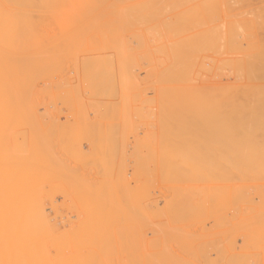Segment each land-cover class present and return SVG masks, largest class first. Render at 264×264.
I'll return each instance as SVG.
<instances>
[{"label": "rangeland", "instance_id": "1", "mask_svg": "<svg viewBox=\"0 0 264 264\" xmlns=\"http://www.w3.org/2000/svg\"><path fill=\"white\" fill-rule=\"evenodd\" d=\"M96 1L98 2V0H69L64 5L65 12L62 10L65 16L61 13L60 15L64 17L55 16L57 17V21L53 17V20L59 25H55L56 23L52 21L53 23L49 29L51 32L53 29L57 30L64 25L68 28L66 29L64 26L68 33L65 32L63 35V37L67 36V40H65L68 42L64 44V39L61 40L63 42L60 45L61 47L56 45L57 49L54 50L61 49V52L55 53L51 51V48L53 50L55 43L58 42L57 39L62 38L60 34L62 31L60 33L57 31L61 35V38H59L60 35L57 36L58 33L56 31L50 32V37H57L55 39L56 42L54 39L52 41L53 37L49 38V32H46L48 29L45 31L48 40H51L50 42L54 45L51 48L49 46L51 45L50 42L49 45L48 43L44 44L43 38L46 34L43 36V40H40L44 44V46H40L41 48H50H46L49 49V52H47L38 46L41 49L40 52L43 53L44 51V53H48L53 59L48 58V60L51 59L49 62L48 60L45 61V59L40 62L39 59L33 63V61L31 62V57H28L24 53V50L26 51L24 49L23 53H18H22L29 58L30 68L23 66L24 69L20 68V71H16L14 66L16 65L15 67L19 69V59L17 62L12 59L13 63L9 58L6 61H10V66L14 69L10 67L11 72H9L10 70H6V72L4 71L5 73L3 72L4 75L0 74L3 77L0 78V80L2 79L0 84L2 81L5 83L1 84L3 87L0 85V88H3L2 95L0 94L2 97L0 98V102H3L4 105V112L2 113L0 110V114H2L0 116V143L2 142L3 144H0L3 148L0 149V180L2 176L5 178L0 182V185L3 186H0V228L2 226L8 228L9 224H16L17 227L15 226V228L18 229L17 232H20L19 234L17 233L18 235L14 239L15 241H13L14 243L12 241L9 242L10 244L12 242V245H14L10 246L11 250L10 247L8 249L6 246L4 247V242L8 235L3 234L4 231L0 229L1 252L3 248H5V252L10 250L12 252H9L13 256L10 253H8V256L11 258L16 257V259L18 258L17 261L25 262L26 260L23 258L27 254H23L22 251H26L24 253H27V250L32 249L30 247L33 244L35 248L48 244L47 246L50 250L47 249L52 252V256H54L53 254L56 249L59 250V253L63 251L61 253H65L64 257L61 256L64 258V261L66 260L65 263L72 264L74 260L78 261L79 258H83L81 255H84V253H80L83 252L82 250H90V247L93 246L96 249L93 251L96 252L90 251L93 255L88 254L90 257L86 255V258L84 257L87 260V262L85 260L87 264H97V261L100 264H104V262L106 264H114L115 262V264H119V262L120 264H132L145 258L149 252L151 253V250L153 252L156 249L159 250L158 252H154L156 253L155 255L153 254L156 258L151 257L154 261H157L156 264H181L182 262L184 264H264V143L262 142L264 141L262 139L264 132L260 134L262 132L260 129H264L262 128L264 127V0H169V2L168 0H143L141 3L139 0H131V2L136 3L139 7L133 3L130 4V0H125L128 4L124 0H116L118 3H115V0H111L112 2L104 0L110 1L111 4L113 2L117 4L114 6L115 9L111 5L112 11L117 10V12L115 11L117 14L114 11L113 13H107L109 12L107 10L111 11V9H108L110 6L108 5L109 2H105L106 5L104 6L105 8L108 5V8L106 7L107 12L103 11L99 5L100 10L102 9L101 14L102 12L107 13H104V15H100V11H97ZM103 2L101 3L103 4ZM68 5L71 7L67 8ZM123 5L125 8L122 9ZM66 8L69 11H66ZM175 9L176 13L174 12ZM122 12L124 13V18L128 19L126 24L124 22L126 19H123ZM108 14L110 15L108 16ZM163 14L165 16L164 19ZM139 16L144 18V20ZM113 18L115 19L113 20ZM111 19L112 21H110ZM159 21L162 23L160 24ZM121 23L122 25H120ZM146 26L147 29L144 28ZM162 28H165L164 32ZM105 29L107 30L105 31ZM120 29L121 31H119ZM156 31L158 32L156 33ZM53 33L57 34H54V36ZM138 33L140 35H136ZM164 34L166 35V39ZM114 35L115 38L117 37L116 40H114ZM179 37L180 39H177ZM162 38L163 41L161 43L159 40H162ZM32 41L33 43L41 44L37 43L38 41ZM45 41L47 42V40ZM28 43L31 45V41H27V45ZM36 44H32L34 45V50H36ZM62 45H66L69 53L66 51L65 46L63 48ZM29 48L27 51H30ZM151 48L156 49V52ZM40 52H38V55ZM58 53L59 55L64 53V56L61 54L62 58L59 56V59H61H58L59 61L56 56L55 59L52 57L58 55ZM152 53L155 54L153 55ZM35 54L36 52L34 51L33 56ZM38 55L36 54L34 58L38 57ZM48 55L46 54L45 57H48ZM26 56H23V60L28 64V60L25 59ZM125 56L128 59L126 58L125 60ZM94 57L96 60H94ZM32 60L35 59L32 58ZM15 63L19 64V67ZM162 65L164 66L162 67ZM256 75L260 76L257 77ZM233 85H237V91L234 90L235 88L232 89ZM203 91L204 93H202ZM230 92L233 94H230ZM231 100H234V104L231 103ZM232 104L236 106V109L238 108V110L235 109V113L233 111L234 114L230 113L231 110L230 112L226 110L227 107L230 109ZM222 105H225L223 107L225 108L224 110L220 108ZM240 108H242V111L239 110ZM227 113H230V116ZM209 114L212 115L210 116ZM220 114L224 115L220 117ZM226 114L228 117L225 116ZM223 116L224 118L227 117V121H225L226 119L223 120ZM211 117L214 119V122H212ZM216 117L222 119L219 118L220 121H217ZM233 117L239 119L234 120L236 124L233 121L232 125ZM206 120H210V122ZM218 122L223 127L220 123L217 125ZM225 122H228L226 124L227 127L232 128L234 131L233 135H231L233 131H229L226 128ZM229 122L231 123V127L229 126ZM238 122H240L239 126L241 127L238 126L237 130L241 131V135L235 129ZM212 123H215V125ZM165 124H168L167 127L170 126L171 129H168V132L172 131L171 133L164 132L167 130ZM234 125L236 126L233 127ZM207 127L212 131L215 128H220L219 130L215 129L217 131H213L212 133ZM222 130L229 131V135L227 136ZM206 132H211V134ZM222 132L226 135V143V140L223 141L224 138L221 139L220 137L223 134ZM164 134H166L165 138ZM216 135L217 138L214 139ZM204 136H206L205 140ZM31 137L33 140L30 139ZM173 137L175 138L174 141ZM166 138L167 141L165 140ZM168 138L170 140L169 143ZM179 139L180 141H178ZM217 139L218 141H216ZM60 140L63 141L60 142ZM164 140L169 145L171 142H174V145L171 143L174 147L170 146L175 148L176 153L177 151L179 152V154L177 153L178 156L174 153L176 156L172 158L164 155H168L167 153L170 151V149L167 150L166 146H164L168 145L166 142V144L164 143ZM182 140L185 141V144ZM219 141L221 143L223 141L227 146L221 144ZM179 143L182 146L184 144L183 148L181 144L178 146ZM213 143L214 146L212 145ZM176 144L177 147H180L177 151ZM200 144H203V147ZM206 144H208L207 147ZM221 145L226 147L225 150H227H223L224 147H221ZM31 147H33V150ZM185 147H188V149ZM218 147H221V149H218ZM37 148L38 151L36 150ZM189 148L191 152L189 151L188 153L186 150H189ZM216 148L221 153L216 151ZM206 149L210 152H207ZM164 150H167L166 153ZM214 151L219 154L216 153V155ZM211 153L214 154L212 155ZM195 162L196 164L194 165ZM32 163H34L35 167ZM205 172L207 173L205 174ZM185 173L187 176H185ZM168 177L171 178L169 179ZM172 184L176 185L177 188L175 190ZM169 185L171 186L169 187ZM160 190L161 192H159ZM210 195H212L211 198L213 200L209 197ZM145 196L147 197L145 198ZM166 197H168L167 200L165 199ZM164 201L167 204L166 207H164L166 205L163 204ZM186 201L189 202L186 203ZM202 203L203 207H201ZM185 204L191 208H188ZM197 204H200L199 207H197ZM173 205L174 207H172ZM162 207H168V209H163ZM172 209L176 210L175 212L177 213ZM162 210H167V212L165 211L164 215L161 216L163 214ZM169 210L176 216L168 213L171 212ZM207 211L211 212V215ZM149 213L153 214L155 218L161 216L164 219L165 217L164 223L166 225H161L163 220L161 221L160 217V219L156 218L155 222L157 223L158 221L161 224L158 226L159 223H157L158 227L155 226V224L151 223V220L153 222V215L150 219ZM166 214L169 215L168 218H166ZM178 216L182 217V219ZM147 217L150 219L149 225L147 224V221H149ZM176 217L180 219L179 222H175L178 219ZM202 217L203 219L201 220ZM18 218L20 222H18ZM96 219L98 220L97 223H95ZM144 219H147L145 221L146 224H143ZM77 220L80 221L77 222ZM7 222L10 223L8 224ZM123 222L126 225L128 222L127 227ZM169 222L173 226L168 225ZM36 223L40 224L36 225ZM136 223L138 226L135 225ZM96 225L97 228H95ZM101 225L104 226V230H100V228L97 230ZM86 226H89V229ZM39 227L40 230H38ZM130 227H133L132 230ZM136 227L138 228L136 229ZM28 228L32 230H30V234H27ZM22 229L24 231L21 232ZM49 230L53 231L54 234ZM93 230H95L94 233H97L95 237L91 235L93 234ZM152 231H159L158 234L160 233V236L155 239L158 235L154 236L151 234ZM122 232L124 233L122 234ZM139 232L144 237H147H145L146 240L144 237L142 239L141 234L138 235ZM50 233L52 236L49 235ZM118 233L120 234L118 235ZM166 234L168 237L171 235L172 237L168 238ZM113 235L115 236L112 237ZM148 235L150 237L153 235V239L158 242L163 240L162 242H166L165 245L167 244V246L162 242L161 244H157ZM176 235L177 238L175 237ZM128 236H130V240L140 236L141 238L138 239H142V242L143 240L145 242L153 240L150 242L152 244L155 242L157 246L160 244V248L154 249L152 245L153 248L149 246L150 244L146 248L144 247L145 242L142 243L143 250L136 245L137 248H134L132 241H130L131 245L124 243L123 239L125 241L129 240ZM173 237L174 239L172 240L171 238ZM112 238L114 240L117 239L118 242L122 240L123 244L120 243L119 246L123 245L124 249L120 251L124 250L123 253L126 254L124 256L121 252L122 256H120V259H122V262L116 258L118 252L113 251L116 250L115 248L117 247L115 246L118 242L116 241L115 244ZM175 238L176 241H174ZM24 239L25 242H23ZM36 239H39V241ZM177 239L181 241L178 242ZM135 240L133 241L136 242ZM52 241L53 243L50 244ZM111 241L114 243V246L111 244L113 247L110 245ZM30 242L34 243L31 244ZM38 243L40 245H37ZM96 244H100L101 246H97ZM124 244L126 245L124 246ZM139 244L141 245V243ZM161 245L167 252L161 249ZM171 245H173V248ZM7 246L9 245L7 244ZM126 246L128 248L133 247V249L126 248L127 250H125ZM45 247L41 248L44 249ZM97 247L100 248L98 249ZM34 249H32V252ZM100 249L102 251L106 250L105 253L101 254L102 251ZM109 249L112 250L110 251ZM86 250L84 252H87ZM175 250L183 253L179 255ZM13 251H19V256L17 257L18 253L14 254ZM112 252L115 253V257L112 255ZM163 252L166 254H163ZM48 253L50 255L48 256L51 257L50 252ZM145 253L147 254L145 255ZM22 255H25L22 257L23 261L19 259ZM101 255L105 258L108 257L106 258L107 261L103 260L105 258H101ZM148 255L151 256L150 254ZM43 256H46V254ZM43 256L30 264H46L43 263L46 260L43 259ZM95 256L98 257L97 260H95ZM180 256L183 259L181 261ZM33 257L35 259V256ZM4 258L6 259L5 256ZM4 258L2 259L4 260ZM46 258L48 257L46 256ZM159 258L161 259L160 262ZM14 259L12 260L13 262ZM175 259L176 261H174ZM187 259H191V261L188 262ZM28 260L30 259L28 258ZM57 260L60 263L63 259L61 261ZM144 260L148 263L147 259ZM144 260H142V263ZM7 261L9 259L5 261L6 264H8ZM52 261L55 262L56 260L52 259ZM83 261L79 263L83 264ZM24 262L23 264H25ZM140 262L141 260L138 264ZM2 263L4 262L0 264Z\"/></svg>", "mask_w": 264, "mask_h": 264}, {"label": "bare ground", "instance_id": "2", "mask_svg": "<svg viewBox=\"0 0 264 264\" xmlns=\"http://www.w3.org/2000/svg\"><path fill=\"white\" fill-rule=\"evenodd\" d=\"M103 1H104V0H103ZM103 1L98 0L99 3L96 1V3H97V4L95 3V5H97L96 7H98V6L100 5V7L103 9V11H104V10H105V12L109 11V12H107V13H113V11H114V13H115V11L117 12V10H113V11H112V8H111V5H112L113 9H115L114 6L117 5V4H115V3L117 2L116 0L114 1L115 3L113 2V4L110 3L111 0H110V1H104V2H103ZM112 1H113V0H112ZM112 1H111V2H112ZM121 1H123V0H121ZM121 1H119V2H121ZM124 1H125V0H124ZM128 1H129V0H128ZM135 1H136V0H135ZM137 1H138V0H137ZM139 1H140V3H141L143 0H139ZM164 1H166V0H164ZM173 1H174V0H173ZM66 2H69V0H68V1H65V0H0V74H3V75H4V73L6 72V70H10L9 72H11V69H14V68H15L16 71H17V70L20 71V70H21L20 68L24 69L23 66H27V67L30 68V66H29L30 60H29V58H27V56H28V57H31L30 59H31V62L33 61V63H34V61L39 60V59H40L39 61L41 62V61H43L44 59H45V61H47L48 58H51V57L48 55V53H44V51H43V53H44L45 55H46V54L48 55V57H47V56L45 57V55H44L43 53L40 52L41 49L44 48V47H43V48H41V47L44 46V44H46V43H48V45H49V42H50L51 40H48V36H49L50 39H51V37H53V36L50 37V35H51L50 32H51V31L49 30V29L51 28V24L53 23L52 21H54V20H53V17H54V18L56 19V21H57V17H55V16H58V17L61 16L60 13H61V14H64V16H65V13H63V12H65V7H64V5H66ZM101 2H103V4H102ZM105 2H106V3L109 2V3H108V5H110L109 8H108V5H107L106 7H107L108 9H111V11H110V10H107V11H106V7L104 8V6L106 5ZM125 2H126V1H125ZM146 2H147V1H146ZM156 2H157V1H156ZM156 2H155V3H156ZM159 2H160V1H159ZM168 2H169V0H168ZM79 3H80V2H79ZM100 3H101L102 5H101ZM117 3H118V2H117ZM126 3H127V2H126ZM131 3H133V2H131V0H130V4H131ZM170 3H171V1H170ZM180 3H181V2H180ZM121 4H123V3L121 2ZM127 4H128V3H127ZM130 4H129V5H130ZM133 4L136 5V3H133ZM144 4H145V3H144ZM118 5H119V4H118ZM135 5H134V6H135ZM139 5H140V4H139ZM145 5H146V4H145ZM69 6H70V5H68L67 8H69ZM120 6H121V5H120ZM136 6H137V5H136ZM149 6H150V5H149ZM162 6H163V4H162ZM54 7H55V8H54ZM70 7H71V6H70ZM82 7H83V6H82ZM100 7H98L99 9L97 8V11H98V12L100 11V15H104L105 12H104V13L102 12V14H101L102 9L100 10ZM126 7H128V6L126 5ZM130 7H131V6H130ZM137 7H139V6H137ZM152 7H153V6H152ZM157 7H158V5H157ZM168 7H169V6H168ZM168 7H167V8H168ZM52 8H54V10H52ZM63 8H64V9H63ZM67 8H66V11L68 10ZM85 8H86V6H85ZM117 8H118V7H117ZM117 8H116V9H117ZM123 8H125L124 5L122 6V9H123ZM133 8H134V7H133ZM154 8H155V6H154ZM164 8H165V7H164ZM95 9H96V8H95ZM118 9H120V8H118ZM129 9H130V8H129ZM129 9H128V10H129ZM140 9H141V7H140ZM140 9H139V10H140ZM145 9H146V8H145ZM148 9H149V8H148ZM62 10H63V12H62ZM85 10H86V9H85ZM134 10H135V9H134ZM68 11H69V10H68ZM119 11H120V10H119ZM121 11H122V10H121ZM137 11H138V10H137ZM151 11H152V10H151ZM168 11H169V10H168ZM171 11H172V10H171ZM173 11H174V10H173ZM177 11H178V10H177ZM52 12H53V13H52ZM79 12H80V11H79ZM146 12H147V11H146ZM174 12L176 13V9H175ZM174 12H173V13H174ZM54 13H55V15H54ZM56 13H57V15H56ZM75 13H77V12H75ZM107 13H105V14H107ZM118 13H119V12H118ZM122 13H123V12H122ZM129 13H130V12H129ZM144 13H145V12H144ZM166 13H169V12H166ZM68 14H69V13H68ZM96 14H97V13H96ZM115 14H117V13H115ZM119 14H120V13H119ZM148 14H149V13H148ZM154 14L156 15L155 12H154ZM53 15H54V16H53ZM100 15H99V16H100ZM109 15H110V14H108V16H109ZM113 15H114V14H113ZM128 15H129V14H128ZM139 15H140V14H139ZM142 15H143V14H142ZM155 15H154V16H155ZM166 15H167V14H166ZM171 15H172V13H171ZM64 16L62 15L61 17H64ZM96 16H97V15H96ZM120 16H121V15H120ZM120 16H119V17H120ZM122 16H123V19L125 20L126 18H124V13H123ZM133 16H134V15H133ZM157 16H158V15H157ZM157 16H156V17H157ZM162 16H164V14H163ZM174 16H175V15H174ZM74 17H75V16H74ZM101 17H102V16H101ZM139 17H140V16H139ZM152 17H153V16H152ZM156 17H155V18H156ZM66 18H67V17H66ZM70 18H71V17H70ZM106 18H107V17H106ZM140 18H142V17H140ZM155 18H154V19H155ZM164 18H165V16L163 17V19H164ZM104 19H105V18H104ZM114 19H115V18H113V20H114ZM116 19H118V18H116ZM133 19H134V18H133ZM136 19H137V18H136ZM142 19L144 20V18H142ZM147 19H148V18H147ZM60 20H61V18H60ZM62 20H63V19H62ZM127 20H128V19H126V20L124 21L125 24H126V21H127ZM151 20H152V19H151ZM159 20H161V19H159ZM165 20H166V19H165ZM177 20H178V19H177ZM85 21H87V20H85ZM91 21H92V20H91ZM94 21H95V20H94ZM110 21H112V19H111ZM117 21H118V20H117ZM155 21H156V20H155ZM169 21H170V20H169ZM179 21H180V20H179ZM193 21H194V20H193ZM63 22H64V21H63ZM124 22H122V23H124ZM136 22H138V21L136 20ZM156 22H157V21H156ZM156 22H154V23L156 24ZM54 23H56V22L54 21ZM59 23H61V21H59ZM80 23H81V22H80ZM109 23H111V22H109ZM122 23H121L120 25H122ZM159 23H160V21H159ZM161 23H162V22H161ZM161 23H160V24H161ZM169 23H170V22H169ZM188 23H189V22H188ZM63 24H64V23H63ZM65 24H66V22H65ZM83 24H84V23H83ZM94 24H95V23H94ZM106 24H107V23H106ZM125 24H124V25H125ZM130 24H131V23H130ZM143 24H145V23H143ZM170 24H172V23H170ZM55 25H57V23H56ZM58 25H59V24H58ZM58 25H57V26H58ZM66 25H67V24H66ZM124 25H123V26H124ZM127 25H128V24H127ZM135 25H136V24H135ZM139 25L142 26L141 24H139ZM60 26H61V25H60ZM64 26H65V25H64ZM64 26L61 27L63 30H62L61 28H59L60 30L56 28L57 30L53 29V31H52V32H54V31H56V32L59 31V33H60V31L63 32V33H62V32L60 33V34L62 35V38H61V35H60L58 32H57L58 34H57V33H53V35H54V34H55V35L57 34V36L60 35L59 38H61V39H57V37L54 35L56 38L53 37V38H52V41H53V39H54V40L57 39L58 42L60 43V44H59L58 42L55 43V46H56V45H59V46H60L61 44H63V42H64V44H66V43L68 42V41H66V40H67V38H66L67 36H66V37H65V36L63 37L64 33L67 31L66 29H68L66 26H65V27H66V29H65ZM78 26H79V25H78ZM89 26H90V25H89ZM123 26H122V27H123ZM144 26H145V25H144ZM151 26H152V25H151ZM153 26H154V25H153ZM165 26H166V25H165ZM165 26H164V27H165ZM55 27H56V26H55ZM63 27H64V28H63ZM74 27H75V26H74ZM81 27H82V26H81ZM114 27H115V26H114ZM114 27H113V29H114ZM130 27H132V26H130ZM155 27H156V26H155ZM161 27H162V26H161ZM78 28H79V27H78ZM108 28H109V27H108ZM110 28H111V27H110ZM124 28H125V27H124ZM140 28H141V27H140ZM144 28L147 29V26L144 27ZM152 28H153V27H152ZM177 28H179V27H177ZM47 29H48V31H46ZM64 29H65V31H64ZM125 29H126V28H125ZM127 29H128V28H127ZM131 29H132V28H131ZM141 29H142V28H141ZM162 29H164V30H162V31L164 32V31H165V28H162ZM171 29H172V28H171ZM175 29H176V28H175ZM51 30H52V29H51ZM75 30H76V29H75ZM106 30H107V29H105V31H106ZM132 30H133V29H132ZM45 31H46L47 33L49 32V35H48V36H47V33H46ZM69 31H70V30H69ZM119 31H121V29H120ZM139 31H140V30H139ZM154 31H155V30H154ZM160 31H161V29H160ZM52 32H51V33H52ZM70 32H71V31H70ZM81 32H82V31H81ZM101 32H102V31H101ZM109 32H110V31H109ZM122 32H123V31H122ZM157 32H158V31H156V33H157ZM172 32H173V31H172ZM66 33H68V32H66ZM116 33H117V32H116ZM135 33H137V32H135ZM141 33H142V32H141ZM193 33H194V32H193ZM45 34H46V35H45ZM77 34H78V33H77ZM77 34H76V35H77ZM145 34H146V33H145ZM161 34L163 35V33H161ZM161 34H160V35H161ZM44 35H45V36H44ZM79 35H80V34H79ZM111 35H112V34H111ZM128 35H129V34H128ZM136 35H140V34L138 33V34H136ZM164 35H165V34H164ZM190 35H191V34H190ZM43 36H44V38H43ZM82 36H83V35H82ZM109 36H110V35H109ZM131 36H132V33H131ZM149 36H150V35H149ZM173 36H174V35H173ZM184 36H185V35H184ZM186 36H187V35H186ZM30 37H31V38H34V39H31ZM46 37H47V38H46ZM74 37H75V35H74ZM93 37H94V35H93ZM103 37H104V36H103ZM119 37H120V36H119ZM139 37H140V36H139ZM139 37H138V38H139ZM161 37H162V36H161ZM177 37H178V36H177ZM28 38L31 39V40H29ZM39 38H40V39H39ZM42 38L44 39V42H45L44 44H42L43 41H42V43H41V41H40V40H43ZM76 38H78V37H76ZM114 38H115V35H114ZM116 38H117V37H116ZM116 38H115L114 40H116ZM134 38H135V37H134ZM134 38H133V39H134ZM138 38H136V39L138 40ZM157 38H158V37H157ZM163 38H164V37H163ZM163 38H162V40H159V41H161V43H162V41H163ZM26 39H28V40H27L28 42L31 41V45H30V43H28V45H27V41H26ZM38 39H39V40H38ZM63 39H64V41L62 42L61 40H63ZM65 39H66V40H65ZM72 39H73V38H72ZM74 39H75V38H74ZM78 39H79V38H78ZM120 39H121V38H120ZM120 39H119V40H120ZM122 39H123V37H122ZM122 39H121V40H122ZM141 39H142V37H141ZM160 39H161V38H160ZM165 39H166V35H165ZM171 39H172V38H171ZM177 39H180V37L177 38ZM32 40H35L34 42H37V41H38L37 43H41V44L33 43ZM45 40H47V42H46ZM111 40H112V39H111ZM157 40H158V39H157ZM167 40H168V38H167ZM175 40H176V39H175ZM175 40H171V41H175ZM39 41H40V42H39ZM65 41H66V42H65ZM103 41H104V40H103ZM142 41H143V40H142ZM168 41H169V40H168ZM55 42H56V40H55ZM74 42H75V41H74ZM115 42H117V41H115ZM53 43H54V42H53ZM118 43H119V41H118ZM149 43H150V42H149ZM156 43H157V42H156ZM163 43H164V42H163ZM167 43H168V42H167ZM169 43H170V42H169ZM32 44H36L37 47H38V46H39V47L41 46V47H40L41 49H39V47H38V49H39V50H38L37 47H36V50H34V49H33V48H34V45H32ZM50 44H51V45H49L50 48H51V46H54V45H52L51 42H50ZM79 44H80V42H79ZM109 44H110V43H109ZM111 44H112V43H111ZM115 44H116V43H115ZM115 44H114V46H115ZM29 45H30V46H29ZM106 45H107V44H106ZM123 45H125V44H123ZM150 45H151V44H150ZM156 45H157V44H156ZM158 45H159V44H158ZM28 46H29L30 48H29ZM31 46H32V47H31ZM55 46L53 47V48H54L53 50H52V48H51V51H54L55 49H57V46H56V48H55ZM63 46H65L66 51H67V47H66V45H62V47H63ZM67 46H68V45H67ZM114 46H113V47H114ZM128 46H129V45H128ZM144 46H145V45H144ZM60 47H61V46H60ZM100 47H101V46H100ZM100 47H99V48H100ZM130 47H131V46H130ZM140 47H143V46H140ZM148 47H149V45H148ZM151 47H154V46H151ZM167 47H168V46H167ZM28 48L30 49V51H29V50L27 51ZM46 48H49V47H45V49H43V50L49 52V49H50V48H49V49H46ZM58 48H59V47H58ZM63 48H64V47H63ZM71 48H72V47H71ZM119 48H120V47H119ZM155 48H156V47H155ZM24 49H26L27 52H26ZM32 49L36 52L37 55H38V52H40V54H42V55L39 54L40 57H39V55H38V57H35V58H34V56H36V54L33 56L34 51H33V53H32ZM101 49H102V48H101ZM104 49H105V48H104ZM104 49H103V50H104ZM151 49L155 50V52H156V49H154V48H151ZM170 49H171V48H170ZM170 49H169V50H170ZM23 50H24V53H26L27 56L24 55V54H22V53H23ZM37 50H38V52H37ZM169 50H168V51H169ZM204 50H205V49H204ZM58 51L61 52V49H60V50H56V51H54V52L57 53ZM63 51H64V50H63ZM75 51H76V49H75ZM75 51H74V52H75ZM89 51H90V50H89ZM94 51H95V50H94ZM163 51H164V50H163ZM199 51H200V50H199ZM199 51H198V52H199ZM18 52H22V53H18ZM54 52H52V53H54ZM67 52H68V51H67ZM77 52H78V51H77ZM135 52H136V51H135ZM160 52H162V51H160ZM16 53H18V54H16ZM27 53H28V54H27ZM30 53H32V54H30ZM50 53H51V52H50ZM64 53H65V51H64ZM64 53H63V54H64ZM68 53H69V52H68ZM103 53H104V52H103ZM116 53H117V52H116ZM116 53H115V54H116ZM131 53H132V52H131ZM141 53H142V52H141ZM186 53H187V52H186ZM29 54H30L31 56H30ZM61 54H62V53H61ZM61 54L59 55V53H58V55H54V56H52V57H54V59H55V56H56V58H57V60H58L60 57L62 58V56H64L63 54H62V56H61ZM76 54H78V53H76ZM76 54H75V55H76ZM105 54H106V53H105ZM109 54H110V53H109ZM109 54H108V55H109ZM152 54H153V53H152ZM154 54H155V53H154ZM154 54H153V55H154ZM165 54H166V53H165ZM16 55H17V57H16ZM43 55H44V56H43ZM67 55H68V54H67ZM75 55H74V56H75ZM120 55H122V54H120ZM134 55H136V54H134ZM19 56H21V57L26 56L25 59L28 60V61H27L28 64L26 63L25 60H23L24 57L21 59ZM32 56H33V57H32ZM59 56H60V57H59ZM70 56H71V55H70ZM166 56H167V55H166ZM190 56H192V55H190ZM12 57H13V58H12ZM14 57H15V58H14ZM42 57H43V58H42ZM99 57H100V56H99ZM99 57H98V58H99ZM109 57H110V56H109ZM115 57H116V56H115ZM133 57H134V56H133ZM177 57H178V56H177ZM9 58H10V59H9ZM32 58L35 59V60H32ZM46 58H47V59H46ZM69 58H70V57H69ZM98 58H97V59H98ZM100 58H101V57H100ZM126 58H127V57L125 56V60H126ZM145 58H146V57H145ZM153 58H154V57H153ZM166 58H167V57H166ZM7 59L11 60V62H13V63H14L13 60H15V62H17L18 59H19L20 65L17 64V63H15V64H17V66H18V65L20 66V67L18 66L19 69H18L17 67H15L16 65H15V66L13 65L14 68H13L12 66H10L11 63H10V61H6ZM12 59H13V60H12ZM51 59H53V58H51ZM51 59H49L48 62H49ZM73 59H74V58H73ZM122 59H123V58H122ZM127 59H128V58H127ZM137 59H138V58H137ZM186 59H187V58H186ZM59 60H61V59H59ZM59 60H58V61H59ZM63 60H64V57H63ZM75 60H76V59H75ZM94 60H96L95 57H94ZM111 60H112V59H111ZM145 60H147V59H145ZM23 61H24L25 63H24ZM45 61H44V62H45ZM65 61H66V60H65ZM101 61H102V60H101ZM105 61H106V60H105ZM123 61H124V60H123ZM170 61H171V60H170ZM182 61H183V60H182ZM40 62H38V63H40ZM60 62H61V61H60ZM147 62H148V61H147ZM171 62H172V61H171ZM13 63H12V64H13ZM23 63H24V64H23ZM45 63H46V62H45ZM45 63H43V64H45ZM150 63H151V62H150ZM169 63H170V62H169ZM185 63H186V62H185ZM198 63H199V62H198ZM21 64H22V66H21ZM25 64H26V65H25ZM47 64H48V63H47ZM49 64H50V63H49ZM177 64H178V63H177ZM179 64H180V63H179ZM168 65H169V64H168ZM163 66H164V65H162V67H163ZM171 66H172V64H171ZM10 67H11V69H10ZM34 67H35V66H34ZM120 67H122V66H120ZM152 67H153V65H152ZM25 68H26V67H25ZM32 68H33V67H32ZM168 68H169V67H168ZM173 68H174V67H173ZM176 68H177V66H176ZM27 69H28V68H27ZM15 70H14V71H15ZM180 70H181V69H180ZM211 70H212V69H211ZM4 71H5V72H4ZM16 71H15V72H16ZM166 71H167V70H166ZM3 72H4V73H3ZM9 72H8V73H9ZM164 72H165V71H164ZM170 72H171V71H170ZM182 72H183V71H182ZM12 74H13V73H12ZM3 75H2V76H3ZM169 75H170V74H169ZM175 75H176V74H175ZM183 76H184V75H183ZM186 76H187V75H186ZM256 76L259 77L260 75H259V76L256 75ZM256 76H255V77H256ZM168 77H169V76H168ZM207 77H208V76H207ZM0 78H3V77L0 76ZM163 78H164V77H163ZM165 78H166V77H165ZM171 78H172V77H171ZM1 80H2V79H1ZM1 80H0V81H1ZM173 81H174V80H173ZM6 82H7V81H6ZM8 82H9V81H8ZM3 83H4V82L2 81L1 84L3 85ZM9 83H10V82H9ZM1 84H0V85H1ZM4 84H5V83H4ZM7 84H8V83H7ZM166 84H167V83H166ZM173 84H174V83H173ZM199 84H200V83H199ZM2 85H1V87H3ZM167 85H168V84H167ZM167 85H166V86H167ZM182 85H183V84H182ZM182 85H181V86H182ZM188 85H189V84H188ZM200 85H201V84H200ZM203 85H204V84H203ZM206 85H207V84H206ZM208 85H209V83H208ZM158 86H159V85H158ZM158 86H157V87H158ZM189 86H190V85H189ZM192 86H193V85H192ZM196 86H197V85H196ZM235 86H236V87H235ZM162 87H163V86H162ZM164 87H165V86H164ZM174 87H175V86H174ZM202 87H203V86H202ZM4 88H5V87H4ZM180 88H181V87H180ZM234 88H235V89H234ZM5 89H6V88H5ZM232 89L236 90V89H237V85H233V88H232ZM175 90H176V89H175ZM2 91H3V88H2V89L0 88V92H1L0 94H1V95H2ZM177 91H178V90H177ZM189 91H190V90H189ZM232 91H233V90H232ZM236 91H237V90H236ZM233 92H234V91H233ZM185 93H186V92H185ZM202 93H204V91H203ZM231 93H232V92H230V94H231ZM236 93H237V92H236ZM165 94H166V93H165ZM232 94H233V93H232ZM234 94H235V93H234ZM3 95H4V94H3ZM203 95H204V94H203ZM170 96H171V95H170ZM234 96H237V95H234ZM232 97H233V95H232ZM0 98H2V97L0 96ZM223 98H224V97H223ZM232 99H233V98H232ZM234 99H235V98H234ZM202 100H203V99H202ZM204 100H205V99H204ZM207 100H208V99H207ZM235 100H236V99H235ZM1 101H2V99H1ZM3 101H4V100H3ZM200 101H201V100H200ZM175 102H176V101H175ZM233 102H234V100H231V103H233ZM202 103H203V102H202ZM1 104H2V105H1ZM4 104H5V103H4ZM233 104H234V103H233ZM233 104H232V105H233ZM0 105H1V106H0V110H1V112L3 113V112H4V110H3V109H4L3 102H2V103L0 102ZM54 105H55V104H54ZM200 105H201V104H200ZM204 105H205V103H204ZM232 105H231L230 109L227 107L226 110H229V112H230V110H231L230 113L234 114V113H235L236 106L233 105V106H234V107H233ZM2 106H3V108H2ZM189 106H190V105H189ZM202 106H203V104H202ZM224 106H225V105H224ZM224 106L222 105V107H220V108H223ZM254 106H255V105H254ZM255 107H256V106H255ZM192 108H193V107H192ZM207 108H208V107H207ZM257 108H259V107L257 106ZM180 109H181V108H180ZM224 109H225V108H223V110H224ZM164 110H165V109H164ZM208 110H209V109H208ZM211 110H212V109H211ZM220 110H221V109H220ZM226 110H225V111H226ZM236 110H238V108H237ZM239 110L242 111V108H240ZM203 111H204V110H203ZM225 111H224V112H225ZM233 111H234V113H233ZM187 113H188V112H187ZM209 113H210V112H209ZM217 113H220V112H217ZM221 113H222V112H221ZM230 113H227V114H229V116H230ZM238 113H240V112H238ZM4 114H5V113H4ZM172 114H173V113H172ZM182 114H183V113H182ZM227 114H226L225 116H227ZM236 114H237V112H236ZM209 115H210V114H209ZM211 115H212V114H211ZM211 115H210V116H211ZM216 115H217V114H216ZM222 115H224V114H222ZM222 115L220 114V117H221ZM0 116H2V114H0ZM233 116H236V115H233ZM237 116H238V115H237ZM205 117H206V115H205ZM220 117H218V118L216 117L217 121L219 120ZM227 117H228V116H227ZM227 117H226V118H227ZM231 117H232V115H231ZM162 118H163V117H162ZM213 118H214V116H213ZM222 118H223V120L226 119V118H224V116H223ZM222 118H220V119H222ZM233 118H234V117H233ZM187 119H188V118H187ZM194 119H195V118H194ZM206 119H207V118H206ZM238 119H239V118H238ZM238 119H235V118H234V119L232 120V125H233V121H234V120L236 121V120H238ZM211 120H213L212 122H214V119H212V117H211ZM228 120H229V119H228ZM230 120H231V119H230ZM176 121H177V120H176ZM191 121H192V120H191ZM197 121H198V120H197ZM201 121H202V120H201ZM201 121H199V122L201 123ZM206 121H207V122H210V120H206ZM215 121H216V120H215ZM219 121H220V120H219ZM225 121H227V119H226ZM235 121H234V122H235ZM207 122H206V123H207ZM161 123H162V122H161ZM161 123H160V124H161ZM176 123H177V122H176ZM197 123H198V122H197ZM202 123H203V122H202ZM219 123H220V122H218L217 125H219ZM222 123H223V122H222ZM239 123H240V122L237 123V124H238L237 126H236V125L233 126V127L236 126V128H235L236 130H237L239 127H241V126H239ZM187 124H188V123H187ZM189 124H190V123H189ZM193 124H194V122H193ZM212 124H213V123H212ZM220 124H221V123H220ZM226 124H228V122H225V125H226ZM234 124H236V122H235ZM165 125H166L167 130L165 129V126H164V129L166 130V131H164V132H167V133L170 132V133H171L172 131H169V132H168V129H169V130L171 129L170 126L167 127L168 124H165ZM179 125H180V124H179ZM213 125H215V123H214ZM221 125H222V124H221ZM225 125H224V127H225ZM230 125H231V123L229 122V126H230ZM159 126H160V125H159ZM180 126H181V125H180ZM196 126H197V125H196ZM206 126H208V125H206ZM206 126H205V127H206ZM238 126H239V127H238ZM161 127H162V126H161ZM185 127H186V126H185ZM188 127H189V126H188ZM192 127H193V126H192ZM199 127H200V126H199ZM214 127H215V126H214ZM214 127H213V128H214ZM220 127H221V126H220ZM220 127H218V129H217V128H215V129L219 130ZM222 127H223V125H222ZM222 127H221V128H222ZM230 127H231V126H230ZM194 128H195V127H194ZM194 128H193V129H194ZM207 128H208V127H207ZM226 128H228L227 125H226ZM262 128H264V127H262ZM179 129H180V128H179ZM187 129H189V128H187ZM208 129H209V128H208ZM215 129H213V131H217V130H215ZM235 129H234V130H235ZM240 129H241V128H240ZM174 130H176V129H174ZM209 130H211V129H209ZM228 130L230 131V130H232V128H231V129L228 128ZM260 130L262 131V132H260V134L264 132V131H263L264 129H263V130L260 129ZM183 131H184V130H183ZM211 131H212V130H211ZM213 131H212V133H213ZM222 131H224L225 134H226L227 136L229 135L228 133H230L229 131L227 132V130H226V131H225V130H222ZM232 131H233V130H232ZM237 131H238V130H237ZM164 132H163V133H164ZM178 132H179V131H178ZM196 132H197V131H196ZM238 132H239V134L241 135V131H238ZM238 132H237V133H238ZM167 133H166V134H167ZM200 133H201V132H200ZM206 133H208V132H206ZM206 133H205V134H206ZM214 133H215V132H214ZM222 133H223V132H222ZM232 133H234V131L231 132V135H233ZM158 134H159V133H158ZM166 134L163 135L164 138H165V135H166ZM189 134H190V133H189ZM191 134H193V133H191ZM203 134H204V132H203ZM208 134H211V132L208 133ZM225 134H224V133L222 134L223 137L219 135V136L221 137V139L224 138L223 141L226 140V139H225V138H226V137H225V136H226ZM263 134H264V133H263ZM263 134H262V139L264 140ZM167 135H168V134H167ZM236 135H238V134H236ZM33 136H34V135H33ZM201 136H202V133H201ZM219 136H218V137H219ZM205 137H206V136L203 137L204 140H205ZM212 137H213V136H212ZM4 138H5V137H4ZM25 138H26V137H25ZM169 138H170V137H169ZM169 138H168V140H169ZM171 138H172V137H171ZM177 138H178V137H177ZM198 138H199V137H198ZM207 138H209V137H207ZM216 138H217V135L215 136L214 139H216ZM30 139L33 140L32 137H31ZM30 139H29V140H30ZM174 139H175V138L173 137V141H174ZM219 139H220V138H219ZM260 139H261V138H260ZM31 140H30V142H31ZM165 140L167 141V138H166ZM165 140H164V143L166 142ZM176 140H177V139H176ZM176 140H175V141H176ZM208 140H209V139H208ZM208 140H207V141H208ZM212 140H213V139H212ZM61 141H63V140H60V142H61ZM171 141H172V139H171ZM178 141H180V139H179ZM182 141H183L184 144H185V141H184V140H182ZM189 141H190V140H189ZM209 141H210V140H209ZM209 141H208V143H209ZM216 141H218V139H217ZM223 141H222V143H221L220 141H219V142H220L221 144H224ZM257 141H258V140H257ZM22 142H23V141H22ZM33 142H34V141H33ZM36 142H37V141H36ZM162 142H163V140H162ZM169 142H170V140L168 141V143H169ZM183 142H182V143H183ZM193 142H194V141H193ZM210 142H211V141H210ZM226 142H227V140L225 141V143H226ZM259 142H260V141H259ZM259 142H258V143H259ZM262 142L264 143V141H262ZM23 143H26V142L24 141ZM58 143H59V142H58ZM164 143H163V145H164ZM166 143H167V142H166ZM166 143H165V144H166ZM168 143H167V144H168ZM171 143H173V145H174V142H171ZM171 143H170V145H171L172 147H174ZM176 143H177V142H176ZM202 143H205V142H202ZM214 143H215V142H214ZM214 143L212 144L213 146H214ZM0 144H2V142H1ZM7 144H8V143H7ZM60 144H61V143H60ZM63 144H64V143H63ZM63 144H62V145H63ZM177 144H178V143H177ZM177 144L175 145V146H176V151L178 150V148H180V147H177ZM180 144H181V143H179L178 146H180ZM184 144H183V146H184ZM189 144H190V143H189ZM216 144H218V143H216ZM260 144H262V143H260ZM2 145H3V144H2ZM34 145H35V143H34ZM37 145H38V144H37ZM170 145L168 144V145H164V146H166L167 150L170 149L169 152H170L171 155L169 154V152L167 153L168 155H166V154H164V155H165L166 157L168 156V157H171V158L174 157V156H176V155L178 156L179 152L177 151V153H178V154H177V153L175 152V150H174L175 148H172ZM194 145H196V144H194ZM200 145L203 147V144H200ZM200 145H199V146H200ZM204 145H205V144H204ZM207 145H208V144H206V147H207ZM210 145H211V144H210ZM224 145H226V144H224ZM30 146H31V145H30ZM40 146H41V143H40ZM60 146H61V145H60ZM181 146H182V144H181ZM183 146H182V148H183ZM186 146H187V143H186ZM199 146H198V148H199ZM201 146H200V147H201ZM219 146H220V145H219ZM222 146H223V145H221V147H222ZM226 146H227V145H226ZM257 146H260V145H257ZM62 147H63V146H62ZM190 147H191V146H190ZM210 147H211V146H210ZM210 147H209V148H210ZM215 147H216V146H215ZM221 147H218V149H219V148L221 149ZM223 147H224V146H223ZM1 148H2V146H0V149H1ZM6 148H7V147H6ZM38 148H39V147H38ZM38 148L36 149L37 151H38ZM152 148H154V147H152ZM162 148H163V146H162ZM185 148H186V147H185ZM209 148H208V149H209ZM212 148L214 149V147H212ZM225 148H226V147H224V149H223V148H222V149L225 150ZM2 149H3V148H2ZM31 149L33 150V147H31ZM31 149H30V151H31ZM34 149H35V148H34ZM60 149H61V148H60ZM62 149H63V148H62ZM186 149H188V147H187ZM193 149H194V148H193ZM210 149H211V148H210ZM213 149H212V150H213ZM81 150H82V149H81ZM147 150H148V149H147ZM151 150H152V149H151ZM162 150H163V149H162ZM162 150H161V151H162ZM167 150H164V152L166 153ZM179 150H180V149H179ZM198 150H199V149H198ZM201 150H202V148H201ZM206 150H207V149H206ZM206 150H205V152H206ZM215 150L218 151L217 148H216ZM223 150H221V151H223ZM226 150H227V149H226ZM226 150H225V151H226ZM0 151H1V150H0ZM20 151H21V150H20ZM58 151H59V150H58ZM61 151H62V150H61ZM79 151H80V150H79ZM173 151H174V152H173ZM183 151H184V150H183ZM183 151H182V152H183ZM186 151H188V153H189L190 148H189V150H186ZM186 151H184V152L186 153ZM203 151H204V148H203ZM208 151H209V150H207V152H208ZM32 152H33V151H32ZM164 152H162V153H164ZM190 152H191V151H190ZM209 152H210V151H209ZM214 152H215V151H214ZM218 152H220V151H218ZM148 153H149V152H148ZM148 153H147V154H148ZM173 153L176 154V155H174ZM196 153H197V151H196ZM201 153H202V152H201ZM201 153H200V156H201ZM216 153H217V152H215V154H216ZM220 153H221V152H220ZM223 153H225V152H223ZM223 153H222V154H223ZM30 154H31V153H30ZM30 154H29V155H30ZM32 154H33V153H32ZM172 154H173V156H172ZM181 154H182V153H181ZM186 154H187V153H186ZM206 154H207V153H206ZM206 154H205V155H206ZM211 154L213 155L214 153H211ZM211 154H209V155H211ZM217 154H219V153H217ZM217 154H216V155H217ZM16 155H17V154H16ZM18 155H20V154H18ZM151 155H152V154H151ZM203 155H204V154H203ZM220 155H221V154H220ZM26 156H28V155H26ZM147 156H148V155H147ZM31 157H32V156H31ZM166 157H165V159H166ZM201 157H202V156H201ZM161 158H162V157H161ZM207 158H208V157H207ZM175 159H176V157H175ZM200 159H201V158H200ZM204 159H205V158H204ZM209 159H211V158H209ZM35 160H36V159H35ZM168 161H169V160H168ZM180 161H181V160H180ZM187 161H188V159H187ZM37 162H38V160H37ZM47 162H48V161H47ZM47 162H46V163H47ZM199 162H200V161H199ZM208 162H209V161H208ZM38 163H39V162H38ZM186 163H187V162H186ZM210 163H212V162L210 161ZM39 164H40V163H39ZM44 164H45V163H44ZM165 164H166V162H165ZM171 164H172V163H171ZM195 164H196V162L194 163V165H195ZM202 164H203V163H202ZM204 164H205V163H204ZM0 165H1V164H0ZM32 165L34 166V163H32ZM177 165H178V164H177ZM43 166H44V165H43ZM34 167H35V166H34ZM38 167H39V166H38ZM210 167H211V166H210ZM6 168H7V167H6ZM43 168H45V167H43ZM48 168H50V167H48ZM206 168H207V167H206ZM34 169H35V168H34ZM39 169H40V168H39ZM160 169H161V168H160ZM177 169H178V167H177ZM197 170H198V169H197ZM37 171H38V170H37ZM149 171H150V170H149ZM167 171H169V170H167ZM204 171H205V170H204ZM191 172H192V171H191ZM160 173H161V172H160ZM183 173H184V172H183ZM196 173H197V172H196ZM206 173H207V172H205V174H206ZM167 174H168V173H167ZM176 174H177V173H176ZM189 174L191 175V173H189ZM0 175H1V174H0ZM153 175H154V174H153ZM160 175H161V174H160ZM198 175H200V174H198ZM185 176H187L186 173H185ZM201 176H202V175H201ZM3 177H4V176H2V179L4 180L5 178H3ZM162 177H163V176H162ZM174 177H175V176H174ZM188 177H189V176H188ZM199 177H200V176H199ZM7 178H8V177H7ZM11 178H12V177H11ZM155 178H156V177H155ZM168 178H169V177H168ZM170 178H171V177H170ZM170 178H169V179H170ZM183 178H186V177H183ZM2 179H1V180H2ZM173 179H174V178H173ZM176 179H177V177H176ZM193 179H194V178H193ZM1 180H0V182L3 181V180H2V181H1ZM18 180H19V179H18ZM162 180H163V179H162ZM178 180H179V179H178ZM191 180H192V179H191ZM196 180H197V179H196ZM201 180H202V179H201ZM205 180H206V178H205ZM8 181H9V179H8ZM164 181H165V180H164ZM179 181H180V180H179ZM184 181H185V179H184ZM189 181H190V180H189ZM199 181H200V180H199ZM202 181H203V180H202ZM196 182H197V181H196ZM206 182H207V181H206ZM209 182H210V181H209ZM162 183H163V182H162ZM186 183H187V182H186ZM166 184H167V183H166ZM166 184H165V185H166ZM170 184H171V183H170ZM206 184H207V183H206ZM2 185H3V184H2ZM172 185H173V184H172ZM204 185H205V184H204ZM0 186H1V185H0ZM166 186H167V185H166ZM170 186H171V185H169V187H170ZM173 186H174V185H173ZM194 186H195V185H194ZM209 186H210V185H209ZM1 187H3V186H1ZM174 187H175V188H174ZM174 187H173V188H174V190H175L177 187H176V185H175ZM195 187H196V186H195ZM160 188H161V187H160ZM166 188H167V187H166ZM178 188H179V187H178ZM205 188H206V187H205ZM207 188H208V187H207ZM168 189H169V188H168ZM171 190H172V189H171ZM207 190H208V189H207ZM164 191H165V190H164ZM180 191H182V190L180 189ZM180 191H179V192H180ZM79 192H80V191H79ZM159 192H161V190H160ZM209 192H210V191H209ZM147 193H148V192H147ZM173 193H174V192H173ZM180 193H181V192H180ZM160 194H161V193H160ZM162 194H164V193H162ZM170 194H171V193H170ZM210 194H211V193H210ZM165 195H166V194H165ZM185 195H186V194H185ZM190 195H191V194H190ZM77 196H78V195H77ZM211 196H212V195H210L209 197L211 198ZM0 197H1V196H0ZM6 197H7V196H6ZM146 197H147V196H145V198H146ZM169 197H170V195H169ZM171 197H172V196H171ZM173 197H174V196H173ZM190 197H191V196H190ZM156 198H157V197H156ZM156 198H153V199H156ZM158 198H159V197H158ZM167 198H168V197H166L165 199L167 200ZM24 199H25V198H24ZM150 199H151V198H150ZM159 199H160V198H159ZM211 199H212V198H211ZM20 200H21V199H20ZM151 200H152V199H151ZM156 200H158V199H156ZM202 200H203V199H202ZM208 200H209V198H208ZM212 200H213V199H212ZM23 201H24V200H23ZM23 201H22V202H23ZM153 201H154V203H156L155 200H153ZM169 201H170V200H169ZM171 201H172V200H171ZM189 201H190V200H189ZM189 201H186V203L189 202ZM203 201H204V200H203ZM209 202H210V201H209ZM209 202H208V203H209ZM169 203H171V202H169ZM178 203H179V202H178ZM190 203H191V202H190ZM208 203H207V204H208ZM16 204H17V202H16ZM163 204H166V202L164 201ZM209 204H211V203H209ZM155 205H157V204H155ZM174 205H175V204H174ZM174 205H173L172 207H174ZM178 205H179V204H178ZM178 205H177V206H178ZM185 205H186V204H185ZM199 205H200V204H199ZM199 205L197 204V207H199ZM166 206H167V204H166L164 207H166ZM169 206H170V205H169ZM175 206H176V205H175ZM179 206H181V205H179ZM182 206H183V205H182ZM186 206H187V205H186ZM192 206H193V205H192ZM209 206H210V205H209ZM172 207H171V208H172ZM187 207H188V206H187ZM194 207H195V205H194ZM201 207H203V203H202ZM146 208H147V207H146ZM156 208H157V207H156ZM160 208H161V207H160ZM162 208H163V207H162ZM171 208H170V209H171ZM175 208L177 209V207H175ZM182 208H183V207H182ZM188 208H191V207H188ZM205 208H206V207H205ZM208 208H211V207H208ZM158 209H159V208H158ZM163 209H168V207H167V208H163ZM183 209H185V208H183ZM192 209H193V207H192ZM198 209H199V208H198ZM172 210H173V209H172ZM186 210H187V209H186ZM189 210H190V209H189ZM189 210H188V211H189ZM201 210H202V209H201ZM201 210H200V212H201ZM207 210H208V209H207ZM165 211L167 212V210H164V211L162 210L163 214H161V216L164 215V212H165ZM169 211H171V210H169ZM173 211H174V210H173ZM175 211H176V210H175ZM175 211H174V212H175ZM194 211H195V210H194ZM196 211H198V210L196 209ZM210 211H211V209H210ZM4 212H5V211H4ZM156 212H157V211H156ZM159 212H160V211H159ZM162 212H161V213H162ZM207 212H208L209 214L211 213V212H209V211H207ZM168 213L174 214V213H172V211H171V212H168ZM168 213H167V214H168ZM175 213H177V212H175ZM181 213H182V212H181ZM192 213H193V212H192ZM194 213H195V212H194ZM203 213L205 214V212H203ZM2 214H3V213H2ZM9 214H10V213H9ZM155 214H156V213H155ZM167 214H166V215H167ZM187 214H188V212H187ZM201 214H202V213H201ZM12 215H13V214H12ZM12 215H11V216H12ZM22 215H23V214H22ZM144 215H145V213H144ZM149 215H150L149 218L151 219V216H152L153 214H150V213H149ZM159 215H160V213H159ZM159 215H158V216H159ZM166 215H165V216H166ZM174 215H175V214H174ZM183 215H185V214L183 213ZM183 215H182V216H183ZM192 215H193V214H192ZM192 215H191V217H192ZM202 215H203V214H202ZM207 215H208V214H207ZM207 215H206V216H207ZM210 215H211V214H210ZM4 216H5V215H4ZM156 216H157V215H156ZM161 216H160V217H161ZM168 216H169V215H167L166 218H168ZM172 216H173V215H172ZM172 216H171V217H172ZM175 216H176V215H175ZM7 217H8V216H7ZM20 217H21V216H20ZM84 217H85V216H84ZM91 217H92V216H91ZM143 217H144V216H143ZM153 217H154V218H153ZM160 217H156V218H159V219H160ZM178 217H179V216H178ZM178 217H176V218H178ZM186 217H187V215H186ZM207 217H208V216H207ZM215 217H216V216H215ZM215 217H214V218H215ZM11 218H12V217H11ZM31 218H33V217H31ZM81 218H82V217H81ZM100 218H101V217H100ZM144 218H145V217H144ZM147 218H148V217H147ZM149 218H148V219H149ZM156 218H155V216L153 215V216H152L153 222H152V220H151V223L155 224V226H157L156 224L159 223L158 221H157V223L155 222V221H156ZM179 218H180V217H179ZM179 218L176 219L175 222H179V220L182 219V217H181L180 219H179ZM184 218H185V217H184ZM184 218H183V219H184ZM18 219H19V218H18ZM38 219H39V218H38ZM91 219H92V218H91ZM94 219H95V218H94ZM111 219H112V218H111ZM113 219H114V218H113ZM125 219H126V218H125ZM125 219H124V220H125ZM138 219H139V218H138ZM138 219H137V220H138ZM150 219H149V221H147V224H148V225H149V223H150ZM154 219H155V220H154ZM164 219H165V217H164ZM164 219H162V217H161L160 220H161V221L163 220V221H162V224L159 223L158 226H159L160 224H161V225H164V224H165V223H164ZM171 219H172V218H171ZM188 219H189V218H188ZM202 219H203V217L201 218V220H202ZM204 219H205V218H204ZM13 220H14V219H13ZM16 220H17V219H16ZM21 220H22V219H21ZM31 220H32V219H31ZM117 220H118V219H117ZM124 220H123V221H124ZM126 220H127V219H126ZM128 220H129V219H128ZM130 220H131V219H130ZM140 220H141V219H140ZM146 220H147V219H146ZM146 220L144 219L143 221L145 222ZM169 220H170V219H169ZM201 220H199V221H201ZM1 221H2V220H1ZM46 221H47V220H46ZM78 221H80V220H77V222H78ZM90 221H91V220H90ZM92 221H94V220H92ZM97 221H98V220L96 219L95 223H97ZM101 221H102V220H101ZM114 221H115V220H114ZM143 221H142V222H143ZM161 221H160V222H161ZM171 221H172V220H171ZM171 221H170V222H171ZM173 221H174V219H173ZM184 221H185V220H184ZM193 221H194V220H193ZM193 221H191V222H193ZM2 222H3V221H2ZM10 222H11V219H10ZM10 222H9V223H10ZM18 222H20V219H19ZM25 222H26V221H25ZM77 222H76V223H77ZM82 222H83V220H82ZM124 222H125V221H124ZM124 222H123V224H124ZM133 222H134V220H133ZM142 222H141V223H142ZM144 222H143V224H146V222H145V223H144ZM154 222H155V223H154ZM166 222H168V221H166ZM170 222H169V224H168V223H167V224H168V225H171ZM204 222H205V221H204ZM4 223H5V222H4ZM7 223H8V222H7ZM7 223H6V224H7ZM9 223H8V224H9ZM14 223H15V222H14ZM16 223H17V222H16ZM88 223H89V222H88ZM95 223H94V224H95ZM111 223H112V222H111ZM139 223H140V222H139ZM183 223H184V222H183ZM27 224H28V223H27ZM32 224H34V223H32ZM39 224H40V223H39ZM39 224L36 223V225H39ZM43 224H44V223H43ZM46 224H47V223H46ZM73 224H74V223H73ZM82 224H84V223H82ZM98 224H99V223H98ZM179 224H180V223H179ZM179 224H178V226H179ZM186 224H187V222H186ZM188 224H189V222H188ZM49 225H50V224H49ZM49 225H48V226H49ZM85 225H86V224H85ZM91 225H92V224H91ZM111 225H112V224H111ZM124 225L127 227L128 222H127V225H126V223H125ZM133 225H134V224H133ZM135 225L138 226L137 223H136ZM135 225H134V226H135ZM150 225H151V224H150ZM165 225H166V224H165ZM203 225H204V224H203ZM15 226L17 227L16 224H15V225H10V224H9V226H7L8 228H6V226H5V228H4V226H2L3 229H2V227L0 228L2 231H4V233L2 232L3 234L8 235V236H6V238H7L9 241L6 239L5 242H4V247L6 246L7 249H8V248L14 243V242H13V241H15L14 239H15V238L17 237V235L20 233V232H17L18 229L15 228ZM33 226H34V225H33ZM94 226H95V225H94ZM94 226H93V227H94ZM104 226H105V224H104ZM104 226L101 225L102 228L99 226L97 230H99V228H100V230L103 229ZM106 226H107V225H106ZM120 226H121V225H120ZM158 226H157V227H158ZM171 226H173V225H171ZM171 226H169V227H171ZM174 226H176V225L174 224ZM183 226H185V225H183ZM191 226H192V225H191ZM50 227H51V225H50ZM86 227H87V226H86ZM122 227H123V226H122ZM163 227H164V226H163ZM196 227H197V226H196ZM11 228H12V229H11ZM14 228L17 229V230H15ZM31 228H32V227H31ZM35 228H36V227H35ZM51 228H52V227H51ZM63 228H64V226H63ZM63 228H62V229H63ZM68 228H69V227H68ZM80 228H81V227H80ZM87 228L89 229V226H88ZM95 228H97V225H96ZM95 228H94V229H95ZM113 228H114V227H113ZM113 228H112V229H113ZM124 228H125V227H124ZM130 228H131V227H130ZM132 228H133V227H132ZM132 228H131V230H132ZM137 228H138V227H136V229H137ZM159 228H160V227H159ZM173 228H174V227H173ZM199 228H200V226H199ZM7 229H9V230H7ZM24 229H26V228H24ZM49 229H50V228H49ZM52 229H53V228H52ZM54 229H55V228H54ZM77 229H78V228H77ZM82 229H83V228H82ZM106 229H107V228H106ZM115 229H116V228H115ZM128 229H129V228H128ZM128 229H127V230H128ZM139 229H140V228H139ZM164 229L166 230V228H164ZM174 229H175V228H174ZM181 229H182V228H181ZM186 229H187V228H186ZM197 229H198V228H197ZM5 230H6V231H5ZM27 230H28L27 234H30L31 231H32L30 228H28ZM30 230H31V231H30ZM33 230H34V229H33ZM38 230H40V227H39ZM97 230H96V231H97ZM103 230H104V229H103ZM122 230H123V229H122ZM129 230H130V229H129ZM141 230H142V229H141ZM192 230H193V229H192ZM8 231H9V232H8ZM22 231H24V230L22 229L21 232H22ZM25 231H26V230H25ZM49 231L52 232V234H54L53 231H51V230H49ZM64 231H65V230H64ZM75 231H76V230H75ZM94 231H95V230H93V234H91V235H94V237H95L97 233H94ZM108 231H110V230H108ZM108 231H107V232H108ZM114 231H115V230H114ZM123 231H124V230H123ZM133 231H134V230H133ZM135 231H136V230H135ZM160 231H161V229H160ZM169 231H171V230L169 229ZM179 231H180V230H179ZM7 232H8V234H7ZM10 232H11V233H10ZM46 232H47V229H46ZM66 232H68V231H66ZM79 232H80V230H79ZM83 232H84V231H83ZM83 232H82V233H83ZM91 232H92V231H91ZM98 232H99V231H98ZM120 232H121V231H120ZM130 232H131V231H130ZM153 232H154V233H157V234H154ZM158 232H159V231H158ZM158 232H156V231H152V233H151V234H153L154 236H155V235H156V236L158 235L155 239H157V238L160 236V235H159L160 233L158 234ZM198 232H199V231H198ZM9 233H10V234H9ZM15 233H16V234H15ZM17 233H18V234H17ZM25 233H26V232H25ZM25 233H24V234H25ZM32 233H33V232H32ZM40 233H41V232H40ZM59 233H62V232H59ZM68 233H69V232H68ZM99 233H100V232H99ZM112 233H113V231H112ZM123 233H124V232H122V234H123ZM131 233H132V232H131ZM144 233H145V232H144ZM168 233H170V232H168ZM172 233H173V232H172ZM174 233H175V232H174ZM36 234H37V233H36ZM52 234L50 233L49 235L52 236ZM73 234H74V233H73ZM85 234H86V232H85ZM119 234H120V233H118V235H119ZM127 234H128V232H127ZM139 234H141V232H139L138 235H139ZM170 234H171V233H170ZM188 234H189V233H188ZM193 234H194V233H193ZM20 235H22V234H20ZM55 235H56V233H55ZM57 235H59V234L57 233ZM68 235H69V234H68ZM77 235H78V234H77ZM98 235H99V234H98ZM104 235H105V234H104ZM116 235H117V234H116ZM153 235H152L151 237H150L149 235H148V236H149L151 239H153V237H154ZM173 235H174V234H173ZM205 235H206V234H205ZM9 236H10V238H9ZM12 236H13V237H12ZM28 236H29V235H28ZM33 236H34V235H33ZM66 236H67V235H66ZM114 236H115V235H113L112 237H114ZM125 236H126V235H125ZM130 236L133 238L132 235H130ZM130 236H128L129 240L125 241V240L123 239V241H124V243H126L127 245H128V244L131 245V242H130V241H132V243L134 244V245H132V246H134V248H135L136 246L142 248V247H143L142 243H144L145 240H146V238H147L146 236H145V237H146V238H145V237L141 234L140 236H142V239H143V237H144L145 240H143V242H142V239H138V238H141V237H140V236H139V237L137 236V238L134 237V239H136V240H135L136 242H134V241H133L134 239L130 240ZM164 236H165V235H164ZM164 236H163V237H164ZM166 236L168 237L167 234H166ZM195 236H196V235H195ZM198 236H199V235H198ZM25 237H26V236H25ZM34 237H35V236H34ZM55 237H56V236H55ZM74 237H75V236H74ZM83 237H84V236H83ZM94 237H93V239H94ZM97 237H98V236H97ZM100 237H101V236H100ZM121 237H122V236H121ZM161 237H162V236H161ZM170 237H172V235H171ZM170 237H168V238H170ZM175 237L177 238V235H176ZM31 238H32V237H31ZM35 238H36V237H35ZM37 238H38V237H37ZM45 238H46V237H45ZM48 238H50V237H48ZM101 238H103V237H101ZM101 238H100V239H101ZM115 238H117V237H115ZM176 238H175L174 241H176ZM195 238H196V237H195ZM11 239H12V240H11ZM42 239H44V238H42ZM55 239H56V238H55ZM72 239H73V238H72ZM79 239H80V238H79ZM98 239H99V237H98ZM105 239H106V238H105ZM108 239H110V238H108ZM159 239H160V238H159ZM171 239L173 240L174 237L171 238ZM27 240H28V239H27ZM30 240H31V239H30ZM30 240H29V241H30ZM36 240H37V239H36ZM36 240H35V241H36ZM44 240H45V239H44ZM51 240H52V239H51ZM76 240H77V239H76ZM112 240L115 241V244H116L117 239L114 240V239L112 238ZM140 240H141V241H140ZM153 240H154V239H153ZM153 240H150V241H153ZM161 240H162V239H161ZM10 241H12L13 243L11 242V244H10V243H9ZM17 241H18V240H17ZM37 241H39V239H38ZM41 241H43V240H41ZM77 241H78V240H77ZM80 241H81V240H80ZM89 241H90V240H89ZM91 241H93V240L91 239ZM94 241H96V240H94ZM106 241H107V240H106ZM120 241H121V242H120ZM120 241H119V242L117 241L119 244H118V243L116 244L115 247H117V248H115L116 250H113V251H115V252L117 251V252H118V253L116 252V253H117L116 255H118V256H116V258H118V259L121 261L122 259H120V258H121L120 256H122V255L124 254V253H123L124 250H123V251H120V250L124 249V247H123V245H121V247L119 246L120 243L123 244V243H122V240H120ZM138 241H139V242H138ZM150 241H149V242L146 241L148 244L145 242V243H146V246H145V243H144V247L147 248V246L150 244L149 246L152 245V246L154 247V249H156V248H158V247L160 246V244H161V242H162L163 240H162L161 242H158L157 240H154L155 242H157V244L160 243L158 246H157V244L155 245V242H153L154 244H152V242H150ZM177 241H178V239H177ZM179 241H181V240H179ZM179 241H178V242H179ZM183 241H184V239H183ZM211 241H212V240H211ZM7 242H8V243H7ZM23 242H25V239H24ZM67 242H69V241H67ZM78 242H79V241H78ZM83 242H84V241H83ZM128 242H130V243H128ZM185 242H186V241H185ZM190 242H191V241H190ZM201 242H202V241H201ZM26 243H28V242L26 241ZM30 243H31V242H30ZM30 243H29V244H30ZM33 243H34V242H33ZM33 243H31V244H33ZM39 243H41V242H39ZM39 243H38L37 245H40ZM52 243H53V241L50 242V244H52ZM59 243H61V242H59ZM72 243H73V241H72ZM79 243H80V242H79ZM81 243H82V242H81ZM86 243H87V242H86ZM93 243H94V242H93ZM96 243H98V242L96 241ZM99 243H100V242H99ZM104 243H105V242H104ZM138 243H141V245H140V244L138 245ZM162 243H164V245H165L166 242H162ZM172 243H173V241H172ZM7 244H8L9 246H7ZM31 244H30V245H31ZM63 244H64V243H63ZM89 244H90V243H89ZM105 244H106V243H105ZM107 244H108V243H107ZM111 244H113V246H114V243H112V241H111L110 245H111ZM126 244H124V246H125ZM180 244H181V243H180ZM204 244H205V243H204ZM44 245L47 246L48 244H44ZM44 245H42V246H40V247H38V248L33 247L34 244L31 245L30 248H32V249L35 248V249L33 250L34 253L32 252V249L27 250V253H24V252H26V251H22L23 254H25V255L27 254V255H26V256H25V255H22L19 259L22 260V257L25 256V257L23 258L24 260L27 261L28 258H29L30 260H28L27 262H26V261L24 262L23 260H22V261H23L25 264H27V263L30 264V263H32V262L34 263V262L36 261V259L39 260L40 258H42L43 255L46 254V256L49 258V260H48V258H46V256H43V259H44V260L46 259L45 262H43V263H46V264H56V263H57V264H58L59 261H58L57 259H59L60 261L63 259L59 264H62V263L66 264V263H67V262L65 263L66 260L64 261V258H63L64 256H63V255H64L65 253L62 254L63 251H60V253H59V252H58L59 250L56 249V250H55V253L53 254L54 256H52V252L49 251V250H50L49 247H48V246L45 247ZM53 245L55 246V244H53ZM72 245H73V244H72ZM94 245H95V244H94ZM96 245H97V244H96ZM98 245L101 246L100 244H98ZM98 245H97V246H98ZM117 245H118V246H117ZM135 245H136V246H135ZM175 245H176V244H175ZM188 245H189V244H188ZM197 245H198V244H197ZM12 246H14V245H12ZM12 246H11V247H12ZM35 246H36V245H35ZM78 246H79V245H78ZM111 246H112V245H111ZM113 246H112V247H113ZM149 246H148V247H149ZM152 246H151V247H152ZM156 246H157V247H156ZM165 246H167V244H166ZM171 246H172V248H173V245H171ZM182 246H183V245H182ZM11 247H10V249H11ZM28 247H29V246H28ZM41 247H42V248L45 247V248H44L45 250L42 249ZM55 247H56V246H55ZM61 247H63V246H61ZM68 247H69V246H68ZM102 247H103V246H102ZM106 247H107V246H106ZM106 247H104V248H106ZM118 247H120V249H118ZM137 247H136V248H137ZM144 247H143V248H144ZM153 247H152V248H153ZM163 247H164V246H163ZM174 247H175V246H174ZM176 247H177V246H176ZM47 248H48L49 250H48ZM78 248H79V247H78ZM81 248H82V246H81ZM87 248H88V247H87ZM97 248H98V247H97ZM99 248H100V247H99ZM99 248H98V249H99ZM108 248H109V247H108ZM126 248H128V246L125 247V250H127ZM129 248H130V249H133V247H129ZM129 248H128V249H129ZM143 248H142L141 250H143ZM146 248H145V250H146ZM159 248H160V247H159ZM165 248H166V247H165ZM180 248H181V247H180ZM3 249H4V250H3ZM3 249H2V252H1V250H0V253L3 254V255L0 254V257H1V258H0V260H1L0 263H1V262H4V263L6 264L5 261L9 259V261H7L8 264H9L10 262H12V263H10V264H16V263H17V264H23V262H21V261H19V260L17 261L18 258L16 259V257H14V258H15V259H14L13 257L11 258L10 256H8V253H10V252H12V251L8 250V251L5 252V248H3ZM23 249H24V248H23ZM76 249H77V248H76ZM82 249H83V248H82ZM98 249H97V250H98ZM112 249H113V248H112ZM112 249H111V250H112ZM138 249H140V248H138ZM154 249H153V250H154ZM161 249L164 250V251L166 250V249H163V248H162V245H161ZM167 249H168V248H167ZM200 249H201V248H200ZM200 249H199V250H200ZM11 250H12V249H11ZM13 250H14V249H13ZM30 250H31V251H30ZM36 250H37V251H36ZM40 250H41V251H40ZM85 250H86V249H85ZM85 250H82L83 252H80V253H84V255L82 254L81 257H83V258H81V259L79 258L78 261L80 260L79 262H81V261L84 260L83 262H84L85 264H87V263H86L87 260L84 259V257H85V258H86V256H89V257H90V255H88V254H91V252H92L93 250H96V249H94L93 246H92V247H90V250H88V249L86 250L87 252H84ZM100 250H101V249H100ZM100 250H99V253H100ZM107 250H108V249H107ZM109 250H110V249H109ZM111 250H110V251H111ZM162 250H160V251H162ZM169 250H170V249H169ZM178 250H179V248H178ZM191 250H192V249H191ZM201 250H202V249H201ZM3 251H4V252H3ZM9 251H10V252H9ZM39 251H40V252H39ZM45 251H47V252H45ZM56 251H57L58 253H57ZM69 251H70V250H69ZM77 251H78V249H77ZM90 251H91V252H90ZM101 251H102V250H101ZM105 251H106V250H105ZM105 251L103 250V251L101 252V254H103V252L105 253ZM131 251H132V250H131ZM131 251H130V252H131ZM138 251H139V250H138ZM158 251H159L158 249H156V250L153 251V252H152V250H151V253H150V252L148 253V254H150L151 256H149L147 253H145V255L147 254L148 257L146 256L145 258L140 259L141 262H140L139 264H146L147 261L144 260V259H147L149 264H152V263H153V264H156L157 261H154L153 258L155 257L154 255L156 254V253H154V252H158ZM171 251H172V249H171ZM175 251H176V250H175ZM13 252H14V251H13ZM18 252H19V251H15L14 254H15V253L17 254ZM41 252H42V254H40ZM44 252H45V253H44ZM48 252H50L51 257H49L50 255H49ZM61 252H62V253H61ZM65 252L67 253V251H65ZM93 252L95 253L96 251H93ZM121 252H122V255H121ZM147 252H148V250H147ZM166 252H167V250H166ZM176 252H177V251H176ZM43 253H44V254H43ZM56 253H57L58 255H57ZM99 253H98V254H99ZM107 253H108V252H107ZM112 253H113V254H112ZM112 253H111V254L115 257V255H114L115 253H114V252H112ZM142 253H143V252H142ZM159 253H161V252H159ZM168 253L171 254L169 251H168ZM177 253H179V252H177ZM180 253H181V252H180ZM180 253H179V255H180ZM182 253H183V252H182ZM182 253H181V254H182ZM192 253H193V252H192ZM20 254H21V252H20ZM30 254H31V255H30ZM55 254H56V255H55ZM70 254H71V253H70ZM153 254H154V255H153ZM163 254H166V253L163 252ZM190 254H191V253H190ZM200 254H201V253H200ZM204 254H205V253H204ZM1 255H2L3 257H2ZM10 255H12V254L10 253ZM28 255H29V257H28ZM40 255H41V256H40ZM48 255H49V256H48ZM59 255H60V256H59ZM61 255H62L63 257H62ZM66 255H67V254H66ZM85 255H86V256H85ZM92 255H93V253L91 254V256H92ZM104 255H105V254H104ZM112 255H111V256H112ZM125 255H126V254H124V256H125ZM184 255H185V254H184ZM188 255H189V254H188ZM4 256L6 257V259L4 258ZM12 256H13V255H12ZM18 256H19V253L17 254V257H18ZM33 256H35V259H34ZM99 256H100V255H99ZM107 256H108V255H107ZM134 256H135V255H134ZM152 256H153V258H151ZM156 256H157V255H156ZM163 256H167V255H163ZM177 256H178V254H177ZM186 256H187V255H186ZM8 257H9V258H8ZM30 257H31V258H30ZM32 257H33V260H32ZM39 257H40V258H39ZM55 257H56V258H55ZM95 257H96V256H95ZM114 257H113V258H114ZM132 257H133V256H132ZM135 257H137V256H135ZM161 257H162V256H161ZM180 257H181L180 261L183 260V259H182V256H180ZM188 257H189V256H188ZM2 258H4V260H3ZM25 258H26V259H25ZM51 258H52L54 261H55V260H56V261L53 262ZM60 258H61V259H60ZM66 258H67V257H66ZM66 258H65V259H66ZM97 258H98V257H96L95 260H97ZM101 258H105V257H102V255H101ZM106 258H108V257H106ZM106 258L103 259V260H106ZM122 258H123V257H122ZM139 258H140V257H139ZM148 258H149V259H148ZM155 258H156V257H155ZM168 258H169V257H168ZM191 258H192V257H191ZM13 259H14V262L12 261ZM129 259H130V258H129ZM131 259H132V258H131ZM133 259H134V258H133ZM136 259H137V258H136ZM150 259H151V262H150ZM159 259H160V258H159ZM162 259H164V258H162ZM192 259H193V258H192ZM212 259H213V258H212ZM212 259H211V260H212ZM10 260H11V261H10ZM71 260H72V259H71ZM71 260H70V261H71ZM85 260H86V262H85ZM140 260L136 261L135 263L138 264V262H139ZM142 260H144L143 263H142ZM152 260H153L154 262H153ZM155 260H157V259H155ZM164 260H165V259H164ZM164 260H163V261H164ZM187 260H188V259H187ZM29 261H31V262H29ZM74 261H75V260H74ZM74 261H73L72 264H76V263H77V264H81V263H79L77 260H76L75 262H74ZM106 261H107V260H106ZM134 261H135V260H134ZM160 261H161V259L159 260V262H160ZM174 261H176V259H175ZM189 261H191V259L188 260V262H189ZM20 262H21V263H20ZM39 262H40V261H39ZM47 262H48V263H47ZM52 262H53V263H52ZM93 262H94V261H93ZM99 262H100V261H99ZM101 262H102V261H101ZM118 262H119V261H118ZM118 262H117V263H118ZM121 262H122V261H121ZM197 262H198V261H197ZM4 263H2V264H4ZM84 263H83V264H84ZM115 263H116V262H115ZM115 263H114V264H115ZM130 263H132V261H130ZM135 263H132V264H135ZM148 263H147V264H148ZM166 263H167V261H166ZM168 263H170V262L168 261ZM182 263H183V262H182ZM182 263H181V264H182ZM192 263H193V262H192ZM194 263H195V262H194ZM209 263H210V262H209ZM67 264H69V263H67ZM91 264H92V263H91ZM94 264H95V263H94ZM97 264H100V263H98V261H97ZM104 264H106V263L104 262ZM119 264H120V262H119ZM128 264H129V263H128ZM175 264H176V263H175ZM183 264H184V263H183Z\"/></svg>", "mask_w": 264, "mask_h": 264}]
</instances>
